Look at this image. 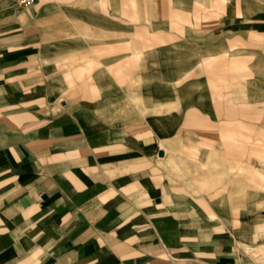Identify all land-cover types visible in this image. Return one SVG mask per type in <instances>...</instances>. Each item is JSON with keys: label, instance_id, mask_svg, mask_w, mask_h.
<instances>
[{"label": "crops", "instance_id": "0c3cea01", "mask_svg": "<svg viewBox=\"0 0 264 264\" xmlns=\"http://www.w3.org/2000/svg\"><path fill=\"white\" fill-rule=\"evenodd\" d=\"M0 264H264V0H0Z\"/></svg>", "mask_w": 264, "mask_h": 264}, {"label": "built area", "instance_id": "2783aa9c", "mask_svg": "<svg viewBox=\"0 0 264 264\" xmlns=\"http://www.w3.org/2000/svg\"><path fill=\"white\" fill-rule=\"evenodd\" d=\"M14 2L19 7H29L34 5L37 2V0H14Z\"/></svg>", "mask_w": 264, "mask_h": 264}]
</instances>
